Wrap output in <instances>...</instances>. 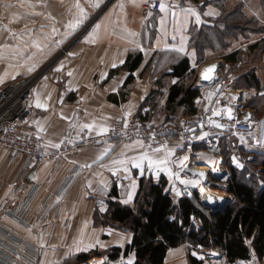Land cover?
I'll return each instance as SVG.
<instances>
[{
  "label": "crops",
  "instance_id": "1",
  "mask_svg": "<svg viewBox=\"0 0 264 264\" xmlns=\"http://www.w3.org/2000/svg\"><path fill=\"white\" fill-rule=\"evenodd\" d=\"M76 2L77 0H0V44L7 42L9 34L15 36V44L19 47H16L14 59L32 62V67L34 66V70L25 75L17 70L7 76L0 72V78H3L0 87L8 82L35 75L40 69L48 67L40 72L41 76L33 88L32 120L43 139L47 153L61 154L58 160L47 161L27 169L25 161L14 159L9 150L0 152V264H95L105 258V264H121V261H126L133 255L136 263L134 252L125 255L127 247L132 245L133 233L104 224L102 216L108 213L111 203L133 206L140 181L144 177L153 178L157 182L166 180L167 189L171 190L173 195H176V190L183 189L184 193L188 188H193V185L180 184L175 178L169 180L165 172H161L157 177L150 173L146 166L144 174L141 175L140 170L131 163L127 165L128 172H124L121 166V171L113 175L108 170L113 167V160H130L142 151L151 150L138 146L125 149V144L113 142L79 149L83 135L101 136L97 135V129L89 132L88 129H82L81 125L95 121L98 126L111 129L119 121H141L140 116L147 115L148 122L170 127L178 133L173 139L178 147L169 148L175 152L171 157L173 163L170 165L173 171L179 172L181 179L200 180L199 185L206 188L209 180L216 177L220 170L219 167L211 166L215 158L205 154V151L201 152L203 140L207 136L203 139L199 137L207 131L200 129L195 138L196 144L188 147L181 141L180 132L184 129L182 121L195 118L205 111L213 112L228 107L233 110L234 120L242 115L239 112L244 103L241 94L247 89L243 84L237 87L236 83L251 71L239 70L238 78L234 74L219 71L218 81L202 85L201 72L216 61L210 58L209 54L201 57L193 44L192 34L195 29L217 27V21L219 22L226 13L232 14L239 10L247 15L248 0H165L164 4L169 6V10L160 11L149 19L143 17L147 0H101L98 8L92 6L96 0H78L87 13V18L80 27L71 31L67 25L79 12V9L74 7ZM121 3L124 5L123 11L119 8ZM176 5L179 7H175ZM187 8L198 12L202 23L197 24L195 16L181 10ZM209 8L219 14L205 15ZM172 12H175V17ZM162 17L166 37L161 31ZM96 24H101L97 42L86 43V37ZM53 28L56 29L55 33ZM70 31V35H65ZM127 31L139 34L134 39L143 45L144 51L129 43ZM173 35L176 36L175 40L172 39ZM182 36L186 38V53L172 51L171 46L178 47ZM37 42L39 48L35 46ZM125 49L128 51L125 52ZM240 49L241 47L234 52ZM134 53H142L143 59L140 67L132 73L123 67L129 56ZM7 54V51L1 50L0 59H9ZM121 59L123 64L120 63ZM185 59L189 60L191 70L196 71L195 78L191 77L188 81H194L200 90V95L195 100L198 114L192 118L185 116L183 108H180L175 116H170L166 109L171 87L181 81L179 78H173L171 73L173 68ZM113 63H116L117 67H112ZM61 64L62 70L56 71ZM238 64L240 63L228 65L236 67ZM253 69L261 86L260 91L255 89L257 96L264 93V69ZM115 71L117 72L113 74ZM69 72L72 73L71 76L68 75ZM130 77L133 80L128 83ZM219 84L222 89L218 93ZM153 93H157L154 102L148 100ZM209 93H214L211 101L208 99ZM246 94L249 95L250 92ZM233 95L239 98L229 103V98ZM37 98L42 103L47 102V110L36 107ZM129 109L133 114L131 117H125ZM223 116L233 122L228 119L226 112L215 117L223 120ZM246 117L248 115L241 118ZM36 122H39L43 131H39ZM248 136L250 135L244 134L239 137L243 139ZM263 140L261 138V142ZM56 144L60 147H53ZM109 145L113 146L112 150L103 160H98ZM122 152L124 156H121ZM201 154L204 158H201ZM185 156L188 159L185 161L186 167L182 170L179 161ZM85 164H90L91 167H82ZM191 166H196L193 169L206 173V180L193 176L194 171H189ZM200 168H203V171ZM133 180L137 184V190L132 202L125 204L123 200L127 198L129 185ZM101 181L107 184V190L103 193ZM117 181L121 183V187L117 186ZM89 184L91 187H88ZM102 208L105 210L102 211ZM122 236L127 239L122 241L121 246ZM96 238L105 247L75 251L76 244L81 239L84 244H88ZM115 249L122 250L118 258L112 257ZM93 252H98L100 256L91 258L87 263L78 262L79 256ZM188 253V246L171 249L164 264H189ZM245 264L259 262L252 260Z\"/></svg>",
  "mask_w": 264,
  "mask_h": 264
},
{
  "label": "trees",
  "instance_id": "2",
  "mask_svg": "<svg viewBox=\"0 0 264 264\" xmlns=\"http://www.w3.org/2000/svg\"><path fill=\"white\" fill-rule=\"evenodd\" d=\"M241 12L237 10L236 13L241 17L240 22L244 23L245 28L248 16ZM228 15L230 14L226 13L219 22L217 21L218 26L214 28L215 30L225 29L227 26L231 30L236 29L235 26L228 24L231 19H224ZM250 21L252 23V20ZM195 47L201 52L197 45ZM249 50L250 54L264 56V38L250 45ZM242 53L237 51L225 54L223 60L227 64H236ZM142 59V53L131 54L123 68L133 73L140 67ZM195 74L196 71L191 70L188 59L173 68L171 76L181 81L169 91L166 109L170 116H175L180 108H183L185 116L190 118L198 114L195 100L199 97L200 90L194 81L192 83L188 81L191 77L195 78ZM132 80L130 77L128 83ZM241 82L246 89L255 88L260 91V81L255 70L243 77ZM157 93L151 94L148 100L156 101ZM255 97L258 100L264 99V95L258 94ZM140 118L142 122L149 121L147 115H141ZM230 154L231 152L225 153V156ZM262 157L264 158L263 154ZM255 167L258 170L256 175L264 182V159L260 164L256 162ZM230 168L232 175L224 190L233 196L234 200L220 211L213 212L204 207L198 193L192 198L185 196L176 200L171 190L167 189L166 180L157 182L153 178L144 177L140 181L134 205L122 206L111 203L108 213L102 216L104 224L133 233L132 245L127 247L125 255L134 252L135 264H164L169 250L181 246H188L190 264H205L204 260L192 254V250L197 251L200 247L208 251L220 249L226 264L252 261L253 254L255 260L261 263L264 261V186L261 187L257 182H243L238 170L233 165ZM214 189L221 190L216 187ZM121 253V249H115L112 257L118 258ZM98 256H100L98 252H93L83 254L77 260L80 263H87L91 258ZM205 256L208 257L206 253Z\"/></svg>",
  "mask_w": 264,
  "mask_h": 264
},
{
  "label": "rangeland",
  "instance_id": "3",
  "mask_svg": "<svg viewBox=\"0 0 264 264\" xmlns=\"http://www.w3.org/2000/svg\"><path fill=\"white\" fill-rule=\"evenodd\" d=\"M247 4H248L247 6L248 24H246L245 28H244V23L240 22L241 17H239V14H237L234 11L232 12V14L228 15V17H225L224 19L226 18L231 19L232 21L228 24L235 26L236 28L235 30L234 29L231 30L230 27L228 26L225 27V29H220V30L218 29L215 30L214 29L215 27H214V28L205 29V30L195 29L192 34L193 44L197 45L199 49H201L200 51L202 53L200 52L201 53L200 55H202V57H206V55L209 54V57L212 59H215L216 61L212 64L218 63L220 65L221 73L222 71L226 73H231V74H234L236 78L239 77L238 72L241 69L242 70L246 69L249 71H253L254 70L253 68L264 69V56H261L259 54H252V53L250 54V50H249L250 45L264 38V0H248ZM249 19L252 20V23ZM15 40H16L15 36H11L9 34L7 38V42H4V43L2 42L0 44V52L1 50L7 51L8 53L7 57H9V59H6V60L0 59V72H4V73L7 72L8 75L10 74L12 75V72L16 70L18 73H21L24 75L25 73H31L28 71V69L32 67V62L18 61L14 59V56H16L15 54L16 47H19L17 46V44H15ZM240 47L241 49L238 51H242L243 53L239 57L240 64H238V66L235 67L234 65H228L226 64L224 60H221V57H223L225 54L234 52L237 48L239 49ZM46 67L47 66H45L44 68ZM43 69H40L39 71L41 72ZM40 72H37L35 73V75L33 74L32 76H29V77H24L18 80H14L12 82H8L4 84V86H7L8 84H11L16 81H20V80L28 79V78H34L37 76L36 77L37 79L33 81L32 88H31V95H32L31 104H32L33 88L37 80L41 76L42 72L41 73ZM219 79H222V78H219ZM241 85H242V82H241V79H239L237 87H240ZM4 86L2 85L0 88ZM245 92L246 93L250 92V94L245 97L244 95L246 94ZM245 92L244 93L239 92V93H243L241 95H243L242 98H243L244 103L242 105L243 106L242 110L239 111L242 115H239V114L238 115L239 117L240 116L243 117V116L249 115L250 113L251 118L248 119L246 117L244 119L248 120L249 122L254 123L255 128L252 131V133L249 134L250 136H248L247 138H243L241 140H235L238 143L233 142L232 151L229 156H223V158L213 157L215 159L212 160L211 166H213V168L219 167L220 170H218V172L216 173L217 179H213V178L210 179L209 184H207L208 186H206V189H209L210 191L214 192L217 195V197L215 196V198L219 203H224L226 201L229 202V201L234 200L232 199V196L224 190L225 188H227L228 182L232 175V171L230 168L231 165H233L235 169L238 170L237 172L241 174L240 177L243 182L245 183L257 182L261 187L264 186L263 180L260 179L259 175L258 176L256 175L258 170H257V167H255L256 162L260 164L264 159L262 157V154L264 155V140L261 142V138L264 139V99L258 100L255 97V95L257 94V92L255 91V88L247 89ZM208 112L209 111H205L203 113H208ZM32 124H33V120H32ZM174 138H172V140ZM202 151H205L204 146L201 152ZM234 157H235V161H239L240 164H243V168H240L237 166V163L233 160ZM195 167L196 166H193V167L191 166V170L189 171L191 173H193V171L198 172L197 171L198 169H193ZM201 187L202 186L198 184L196 186H193V188H188V189L191 191L193 196L196 193H198V196L200 200L202 201L204 198V195L201 194V192H199ZM215 187L216 189H221V190H215L214 189ZM182 190H179L181 192V195L179 196L173 195V198L176 200L184 198L185 195L184 193H182ZM221 197L223 198L222 200L220 199ZM193 253H196V255H193V256H196L199 259L201 256L204 257L205 253H207L206 255L209 257L207 258L205 256L203 259L206 262H208L205 264H226L225 259H223L224 257L223 253L220 249L214 248V250L208 251L200 247L197 249V251L192 250V254ZM214 253H216L217 255H215ZM259 264H264V262H261Z\"/></svg>",
  "mask_w": 264,
  "mask_h": 264
},
{
  "label": "built area",
  "instance_id": "4",
  "mask_svg": "<svg viewBox=\"0 0 264 264\" xmlns=\"http://www.w3.org/2000/svg\"><path fill=\"white\" fill-rule=\"evenodd\" d=\"M164 1L162 0L163 3ZM153 3L156 5L154 8L152 7ZM160 3L161 0H147L143 9V17L149 19L158 14ZM149 12L151 15H148ZM36 79V77L23 79L0 88V152L9 150L14 159L25 161L27 169L47 161L58 160L61 157L59 152L47 153L42 137L32 124L31 88ZM209 117L224 124L225 127L216 128L209 123ZM225 118L223 116V120H218L213 112H208L200 113L189 120H183L184 129L180 132L182 143L188 147L194 146L199 130H206L208 136L203 140L206 154L223 158L225 153L232 151L233 141L241 140L240 135L250 134L255 128L254 123L246 119L235 118L233 122H230ZM124 123L125 121L117 122L111 131L101 136L83 135L79 142V149L108 142L130 144L137 139L143 140L145 145L151 144L152 148L165 144L168 148L178 147L176 141L172 140L178 133L170 127H164L155 122L136 120L127 122L128 127L125 129ZM117 184L118 187H121L119 181ZM240 262L238 261V263ZM244 262L247 263V261Z\"/></svg>",
  "mask_w": 264,
  "mask_h": 264
},
{
  "label": "snow or ice",
  "instance_id": "5",
  "mask_svg": "<svg viewBox=\"0 0 264 264\" xmlns=\"http://www.w3.org/2000/svg\"><path fill=\"white\" fill-rule=\"evenodd\" d=\"M100 2H101V0H96V2L93 3L92 6L98 8V7H100ZM155 6L156 5L153 3L152 7L154 8ZM74 7L79 9V12L75 16V18L72 21H70L67 25L68 29H70L71 31H75L78 27H80V25H82L84 20L87 18V13L81 7L78 0H77L76 4L74 5ZM175 7H179V5H176ZM119 8L121 9V11H123V8H124L123 3L119 4ZM168 10H169V6H166L161 0L160 11L161 12H167ZM181 10L195 16V21L197 24L202 23L200 14L198 12H196L194 9L187 8V9H181ZM171 14L173 17H175V15H176L175 12H172ZM218 14L219 13H215L211 8H209V10L205 13V15H208V16L218 15ZM148 15H151V13L149 12ZM186 23H187V18L185 19V24ZM100 28H101V24H96L95 27L92 29V32L86 37L85 42L86 43H89V42L90 43H96L97 39L99 38ZM71 31L66 33L65 35H70ZM161 31H162L163 35L166 37L167 32L164 29L163 17L161 18ZM53 32L54 33L56 32L55 28H53ZM138 35H139L138 33L127 31V37L130 38L129 43L135 44L136 48H139L141 51H144L143 45H141L138 41H136L134 39ZM172 39L175 40L176 36L173 35ZM60 43H63V41H60ZM35 46L37 48L40 47L38 42L35 44ZM171 50L175 51L177 53H186V51H187V49H186V38L182 36L179 46L177 47V46L173 45V46H171ZM126 51H128V49H125V52ZM145 54H147V53H145ZM69 55H74V54L69 53ZM192 55L194 56L195 53L193 52ZM120 63L123 64L124 61L121 59ZM193 66H195V65H193ZM112 67H117V64L113 63ZM62 68H63V64H61V66L59 68H57L56 71H61ZM215 68H216V65H212V66L206 68L203 72V79L204 80H211L212 79L211 74L214 72ZM33 70H34V66L30 67L28 69L29 72H31ZM4 75L7 76L8 73L5 72ZM68 75L71 76L72 73L69 72ZM13 79H15V76H13ZM0 83H3V78H0ZM173 83H175V81H173ZM213 95H214V93L208 94L209 101H211V98ZM244 95H245V97L247 96V94H244ZM261 95H264V93H261ZM238 98L239 97L237 95L231 96L229 98V103H231V101H234ZM48 99L49 100L51 99L50 95H49ZM62 102L63 101L61 100V103ZM36 107L37 108H43V109L47 110L48 105H47V102L42 103L40 101V99L37 98ZM225 112L227 113V117L229 120L233 119V115H232L233 110L231 107H228L226 109L213 110V115L214 116H222ZM132 114L133 113H132L131 109H129L125 113V117H131ZM247 118L248 119L251 118L250 113H249ZM36 123H37V127H38L39 131H43V128L40 126L39 122H36ZM209 123L214 125L216 128H224L225 127L224 124H221L218 121L211 119V117H209ZM75 126L76 125H73V127H75ZM80 127L82 129H88L89 132H91L94 129H97V135H104V134L108 133L109 131H111V129L108 128L107 126H98L95 123V121H93L90 124H83ZM127 127H128V123H127V119H125L124 128L127 129ZM201 127H203V125H201ZM206 136H208L207 132L203 133V135L200 136L199 138L203 139ZM153 139H154V135H153ZM137 146L141 149H145V148L150 149L151 152H149L147 150L142 151L138 156L133 157L130 160L129 159L113 160L112 161L113 167H110L108 170L111 171L113 173V175H117L121 171V166H123V171L128 172L129 169H128L127 165L129 163H131L136 169L140 170L141 175L144 174L145 166H146L148 171L150 173H154L157 177H159V174L161 172H165L167 174L169 180H173V178H175V180H178L180 184H183L185 186H188V185L196 186L200 183L199 180H195V179H193V180L181 179L179 172L173 171V169H172V167H170V165L173 163V161L171 160V157H173L175 155V152L173 149H169L166 144L162 145L160 147L152 148L151 144L145 145L143 140L137 139L133 144H125L124 148L125 149H132V148H135ZM53 147L59 148L60 145L56 144V145H53ZM112 148H113L112 145H109L107 148H105L103 150V152L101 153V155L98 157V160H103L104 157L107 156L109 154V152L112 150ZM121 156H124L123 152L121 153ZM201 158H204L203 154H201ZM187 159H188V157L185 156V157H183V159H181L179 161V166L182 170L186 167L185 161H187ZM233 160L235 161V157L233 158ZM235 162L237 163L238 167L243 168V164H240L239 161H235ZM82 167L90 168L91 165L85 164V165H82ZM213 170L217 171L218 169H213ZM193 176H198V177L204 178L206 176V173L194 172ZM33 178L35 179V177H33ZM126 178H128V177H126ZM101 185H102L101 191L103 193L104 191L107 190V184L104 181H101ZM88 187H91V184H89ZM136 190H137V184H136L135 180H133L131 182V184L129 185V191L127 193V198L125 200H123V203H125V204L131 203L134 196H135ZM9 191H11V189H9ZM200 192H201V194H203L204 188L201 187ZM176 195L177 196L181 195V192L179 190H176ZM205 198L209 203H215L216 202V198L213 197L212 195H207ZM220 199L222 200L223 198L221 197ZM101 210L103 211L105 209L102 208ZM109 234H111V233H109ZM125 239H127V237H124V236L121 237V246H122V241ZM97 246H99L101 248L105 247V245L98 238H96L93 242H90L88 244H84L83 239H81L80 241L77 242L76 247H75V251L76 252L88 251V250L95 248ZM193 255H196V253H193ZM200 259L203 260L204 257L201 256ZM254 260H255V256L253 254V261ZM105 261H106V258L104 260H100L98 262H95V264H105ZM121 264H135L134 255L130 256L126 261H121ZM240 264H245V262L241 261Z\"/></svg>",
  "mask_w": 264,
  "mask_h": 264
},
{
  "label": "water",
  "instance_id": "6",
  "mask_svg": "<svg viewBox=\"0 0 264 264\" xmlns=\"http://www.w3.org/2000/svg\"><path fill=\"white\" fill-rule=\"evenodd\" d=\"M212 65H216V68H215V70H214V72L211 74L212 75V79L211 80H204L203 79V72H204V70L206 69V68H208V67H210V66H212ZM220 65L218 64V63H215V64H209L208 66H206L205 68H204V70L201 72V74H200V83L202 84V85H210V84H212L213 82H215V81H218V77H217V75H218V73H219V71H220ZM221 89H222V86L220 85L219 87H218V89H217V91H218V93L219 92H221ZM232 121L234 120V117H233V119H231ZM207 175V174H206ZM206 176L204 177V178H202L203 179V181H205L206 180ZM213 179H217V176L216 177H212ZM184 195L185 196H187L188 198H192L193 197V194L191 193V191L190 190H185L184 191ZM207 195H211V194H207ZM206 195V196H207ZM206 196H204V198H203V200H202V204H203V206L204 207H206V208H208V209H210V210H212L213 212H217V211H220V210H222L228 203L227 202H224V203H219L217 200H216V202L215 203H209L207 200H206ZM213 196V195H212ZM213 197H215V196H213ZM207 254V253H206ZM215 255H217L216 253H214Z\"/></svg>",
  "mask_w": 264,
  "mask_h": 264
},
{
  "label": "bare ground",
  "instance_id": "7",
  "mask_svg": "<svg viewBox=\"0 0 264 264\" xmlns=\"http://www.w3.org/2000/svg\"><path fill=\"white\" fill-rule=\"evenodd\" d=\"M39 76V75H38ZM37 77V76H36ZM35 78V77H34ZM201 169V168H200ZM202 171H203V169H201ZM200 170V171H201ZM198 172H199V169L197 170ZM207 194H211V195H214V196H216L217 197V195L214 193V192H212V191H210L209 189H206V188H204V193H203V195L204 196H206Z\"/></svg>",
  "mask_w": 264,
  "mask_h": 264
}]
</instances>
